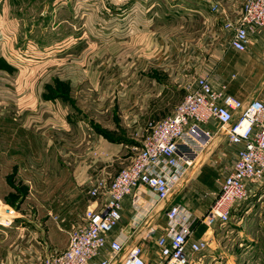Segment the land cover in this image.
<instances>
[{"label":"crops","instance_id":"0c3cea01","mask_svg":"<svg viewBox=\"0 0 264 264\" xmlns=\"http://www.w3.org/2000/svg\"><path fill=\"white\" fill-rule=\"evenodd\" d=\"M5 1L0 0V20L4 13L13 11L8 10L9 2ZM86 1L55 0L44 8L47 9L45 12L48 17L47 33H52L47 31L50 21L54 25L52 30L59 24L66 25L69 29L65 38L67 43L63 42L67 44L64 53L81 48L85 49L80 55L81 58L89 56L96 60L95 71H80L86 76L85 80L91 82L89 88L100 94L99 99L93 103V112L87 113L77 105L72 95L77 86L76 79L70 71V77L66 81H69L72 88L69 98L74 104L71 105L73 108L65 104L62 106L55 100L59 94H53L54 89L51 90V98L47 96L46 100L43 99L44 90L40 85H32L31 90L21 86L22 89L17 90L21 93L15 97L16 120L22 122L19 125L20 131L32 129L35 132L37 128L41 137L44 133L49 134L47 148H42L47 152L43 153L49 155V150L55 151L56 133H63L66 138L71 133L67 142L72 146L75 141L78 144L77 153L80 155L87 153V160L79 163V168L73 175L72 187L87 186L85 183L91 172H94L91 177L94 182L102 176L112 180L120 170L129 165L140 150L150 126L173 113L183 102L186 87L194 78H207L215 86L225 82L227 93L244 103L264 98V33L250 44L248 51L237 52L221 46L215 39L206 44L208 37L201 35L203 32L210 33L212 25L207 18L210 12L204 1L102 0L91 4L85 3ZM206 1L209 6L211 0ZM213 1L222 6L220 0ZM224 5L232 12L239 7V0H225ZM15 7L13 5L12 9ZM29 9L33 11V6ZM32 17L29 35L33 38L35 32L44 35L45 29H39L37 25L39 19L34 20V15ZM5 26V21L0 23V41H4L7 31L4 30ZM31 36L24 37L32 38ZM49 45L52 44L46 47ZM0 57L4 56L1 54ZM52 58L47 61L51 62ZM3 69L6 71H0L1 78L9 71ZM1 87L7 88L4 85ZM25 110H31L32 117L23 121L21 119ZM28 122L33 124L29 125ZM211 130L210 135L213 134ZM218 135L224 137L223 134ZM215 137L217 135L209 140L205 153L209 151V145ZM213 175L215 179L209 181V177L212 178ZM217 177L211 165L204 166L201 159L200 165L178 187L182 188L188 180L195 179L197 189L203 193L201 198L206 204L201 215L197 212V216L201 217L208 209V195L210 191H214ZM217 190L211 192L212 196ZM171 201L172 199L167 203H156L152 194L145 189H138L132 197L124 201L122 222L113 236L124 242L126 248L139 245L143 249V258L154 262L158 254L155 237L165 226V210L176 203ZM197 204L199 203L193 202L190 205L197 208ZM135 212L141 214L136 220ZM253 220L258 222L257 229H264V186L256 198L240 208L235 218L236 223L232 221L229 228L223 230L226 238H230L231 225L239 227V246H244L242 252L245 253L253 248V245L247 244L257 246L258 243H264L263 233L262 236H257L250 232ZM218 228L220 229L216 226L207 230L197 220L194 224L195 238L207 239V250L213 249L223 234L215 233ZM152 230L155 234L151 233ZM224 250L229 251V247ZM229 256L231 263L237 264L231 252ZM242 257L241 264H256L253 260H248V256Z\"/></svg>","mask_w":264,"mask_h":264},{"label":"built area","instance_id":"2783aa9c","mask_svg":"<svg viewBox=\"0 0 264 264\" xmlns=\"http://www.w3.org/2000/svg\"><path fill=\"white\" fill-rule=\"evenodd\" d=\"M212 1L208 11L214 26L207 39L237 52L248 51L264 33V0H240L232 12ZM211 123L218 126L212 135ZM218 134L226 137L232 158L219 172L218 190L206 212L198 219L194 206L170 205L164 214L165 226L155 237L158 254L154 262L143 258L139 245L126 248L113 236L122 222L124 201L138 189L152 194L156 203L170 201L200 165L209 140ZM263 186L264 98L244 103L227 93L225 82L215 86L207 78H194L173 113L150 126L130 164L112 180L102 176L90 186V203L81 225L70 232L67 247H48L40 264H203L208 241L195 238V222L199 220L207 230L228 226ZM134 214L135 220L141 217L138 212ZM13 217L12 209L0 207V227L10 225Z\"/></svg>","mask_w":264,"mask_h":264},{"label":"rangeland","instance_id":"374dc122","mask_svg":"<svg viewBox=\"0 0 264 264\" xmlns=\"http://www.w3.org/2000/svg\"><path fill=\"white\" fill-rule=\"evenodd\" d=\"M54 1L8 0L10 5L8 10L13 11L4 13L0 20V23L6 22L4 30H7L4 41H0V55L4 56L0 57L2 60L0 61V71H6L3 68L9 70L5 77H0V87L2 85L7 87H1L0 92V207L6 206L14 212L10 225L5 228L0 227V264H40L48 247H55L59 250L66 248L70 232L76 226L81 225L85 212L83 209L90 203L88 191L94 183V180L91 179L94 172L88 175V179L91 181L88 180L89 182L85 183L87 186L83 188L71 186V180L79 168V163L87 160V153L84 155L77 153L78 144L75 141L76 146H71L67 142L71 138V133L68 138L63 133H56L55 151L49 150V155H47L43 153L47 150L42 148H47L49 134L44 133L41 137L37 128H35V132L32 129L22 132L19 128L22 122L16 120L15 97L21 93L17 91L22 89L21 86L26 90H31L32 85H40L44 90L42 98L45 100L47 96L51 98V90L54 89L53 94H59L55 100L62 106L64 104L74 106L70 100L72 88L69 81H66L70 77V72L76 79L75 84L77 85L73 89L72 95L81 110L92 113L95 107L93 103L100 96L99 93L89 88L91 82L85 80L86 76L83 72L80 73L86 69L95 71L96 60L89 56L81 58L80 55L85 52V49L81 48L68 50L64 53L67 44L63 42L67 43L65 38L69 34L66 25L59 24L52 30L51 27L54 25L52 26V21H50L47 31H52V33L46 32L48 17L45 12L47 9L44 7L50 3L53 4ZM201 1L207 4L208 10V2ZM220 2L224 8H227L224 5L225 0H220ZM85 3L90 2L86 1ZM13 5L17 9L16 7L12 9ZM31 6H33V11L29 9ZM20 7L23 8L19 10ZM37 9L40 11L37 12ZM32 15L35 16L34 20L39 19L37 25L39 29H45L44 35L36 32L34 38L31 34L29 35L30 25L33 22ZM207 18L210 20L209 23L214 26L210 15ZM27 35L33 39L25 38L24 36ZM207 35L203 32L201 36L206 37ZM209 42L206 41V44L211 43ZM47 43L52 45L46 47ZM50 58L52 60L48 62ZM114 94L116 93L114 92ZM31 117L32 111L25 110L21 120L25 121ZM28 124L32 125L33 123L28 122ZM217 129L216 123H211L210 130L213 134L217 132ZM225 140V136L217 135L209 145V151L201 157L203 165H211L217 176L220 175L221 168H227L232 158V149L227 141L223 143ZM70 149L72 150L70 151ZM1 153H6V155H1ZM208 153L209 155H206ZM192 179L173 194L171 202L187 205L193 202L199 203L194 214L195 218H199L206 204L201 198L203 193L197 189L195 179L194 181ZM213 179H215V175L212 178L209 177V181H213ZM215 186L214 191L217 189V185ZM214 191H210L208 202H211L213 197L211 192ZM197 212L200 215L197 216ZM233 221L236 223L235 220ZM251 224L253 227L250 232L253 235L262 236L264 234V229H257V227L259 228L258 222L253 220ZM228 226L215 230V233L223 234L216 241L217 246L204 252L206 258L203 264H232L229 252L235 256L237 264H241L243 261L242 256H248V260H253L256 264H264V243H258L257 246L249 243L247 245H253V248H250L248 253L242 252L244 246H239L241 237L239 236L240 232L237 231L239 227L231 225V236L226 238L223 230L229 228ZM228 247L229 251L226 252L224 249Z\"/></svg>","mask_w":264,"mask_h":264}]
</instances>
